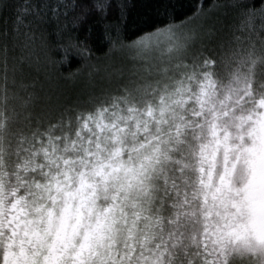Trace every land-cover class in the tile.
Wrapping results in <instances>:
<instances>
[{
	"label": "snow or ice",
	"instance_id": "snow-or-ice-1",
	"mask_svg": "<svg viewBox=\"0 0 264 264\" xmlns=\"http://www.w3.org/2000/svg\"><path fill=\"white\" fill-rule=\"evenodd\" d=\"M206 4L0 0V264H264V0L218 37ZM94 48L121 63L41 96L42 53Z\"/></svg>",
	"mask_w": 264,
	"mask_h": 264
},
{
	"label": "trees",
	"instance_id": "trees-1",
	"mask_svg": "<svg viewBox=\"0 0 264 264\" xmlns=\"http://www.w3.org/2000/svg\"><path fill=\"white\" fill-rule=\"evenodd\" d=\"M233 0H207L206 7L208 5L215 4L216 8H213L208 15L210 19L218 20L220 24V31L215 30L216 37L220 36L222 32H226L228 26L233 22L234 12L229 7ZM202 0H183L184 7L181 9L187 15H190L191 12L188 9L191 8L193 4L200 5ZM183 18V17H181ZM64 39H67V34L64 35ZM61 40V36L56 32L55 25L51 26L48 29V37H47V49L46 55L49 61H58L60 56L63 55V49L58 50L55 47L57 43ZM207 43V39L205 41ZM208 47L211 48L212 44H208ZM94 57L90 61L80 60L79 56L74 52H70V63L56 64L54 67L51 63H49L48 68L44 67L45 53L41 54L40 63L34 66L32 76L37 79L38 89L41 91V96L43 98L52 97L63 98L67 96L69 93L75 95L77 93L87 92L90 90L92 86H82L79 81H77V77L80 76V72L83 70L96 71V60L97 57L102 56V52L96 51L93 49ZM59 54V55H58ZM77 69L79 71L77 72ZM69 73H74L72 78H68ZM87 85V83H86Z\"/></svg>",
	"mask_w": 264,
	"mask_h": 264
},
{
	"label": "rangeland",
	"instance_id": "rangeland-1",
	"mask_svg": "<svg viewBox=\"0 0 264 264\" xmlns=\"http://www.w3.org/2000/svg\"><path fill=\"white\" fill-rule=\"evenodd\" d=\"M197 23L202 26L205 32L211 30L215 33V30L220 31V27L222 26H220L217 19L216 21L214 19H210L208 14L201 20L197 21ZM99 57L100 59L96 60L95 62V69H97L96 71H90L87 69L80 72V76L77 77V81H79L80 85L92 86L93 83L98 82L101 77H104L106 73L111 70V66L113 64L119 65L122 60V54L119 52L113 54L108 58H102V56Z\"/></svg>",
	"mask_w": 264,
	"mask_h": 264
}]
</instances>
